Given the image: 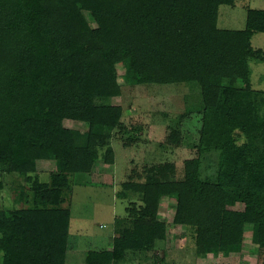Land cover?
<instances>
[{
	"label": "trees",
	"instance_id": "trees-1",
	"mask_svg": "<svg viewBox=\"0 0 264 264\" xmlns=\"http://www.w3.org/2000/svg\"><path fill=\"white\" fill-rule=\"evenodd\" d=\"M235 1L0 0V192L4 177L17 174L32 194L27 208L0 209V264H66L65 203L77 177L96 174L97 155L113 139L125 149L147 141L111 101L124 87L180 84L200 92L186 97L184 113L159 121L189 146L184 177L171 161L132 170L121 184L127 226L96 264L131 253H153L160 264L171 226L187 230L198 258L242 253L252 227V250L264 264V90L251 79V62L264 63V49L253 47L264 10L248 9L243 30L220 29V8ZM195 115L198 140L190 143L186 121ZM66 120L87 125L88 139ZM39 162L55 163L49 182ZM237 203L244 209H229ZM170 211L171 224L163 217Z\"/></svg>",
	"mask_w": 264,
	"mask_h": 264
},
{
	"label": "rangeland",
	"instance_id": "rangeland-1",
	"mask_svg": "<svg viewBox=\"0 0 264 264\" xmlns=\"http://www.w3.org/2000/svg\"><path fill=\"white\" fill-rule=\"evenodd\" d=\"M264 10V0H236L235 6L220 8L219 28L243 30L246 26L247 10ZM92 26L94 24L92 23ZM255 49H264V34L253 38ZM252 84L255 90H264V63L251 62ZM122 82V79H121ZM200 92L197 84L180 85H141L135 88L124 87L123 96L111 101L124 109L123 123L129 129L144 128L145 143L134 148H124L113 139L111 146L98 156L99 168L93 177L80 175L72 192L68 191L66 207L71 208L72 222L70 230V248L66 264H96V251L109 248L111 236H119L120 229L127 226V202L121 195V184L128 180L132 170L143 171L149 163L171 161L178 167V178L184 177V161L191 158L186 145L181 146L180 139L169 137L167 124L161 123L162 115H176L185 112L186 97ZM190 104L195 103L191 98ZM161 113V114H160ZM152 122H157L154 125ZM67 128L77 129L81 140L88 139L89 128L82 122L66 120ZM156 125V126H155ZM200 120L195 115L186 121V139L190 143L198 140L197 130ZM129 134H126L128 137ZM131 136V134H130ZM186 140V142H187ZM187 142V143H188ZM163 143L164 146L161 144ZM56 170L54 162H39L38 173L41 181L49 182L50 175ZM73 179V178H72ZM92 181L91 186L79 185ZM5 189L0 192V209L27 208L31 192L24 179L17 174L4 177ZM104 184V185H103ZM31 200V199H30ZM231 210H243L242 204H229ZM163 217L172 223L174 213H164ZM136 228L151 227L146 223H137ZM171 238L167 247L158 251L160 264H259L260 251L252 250V227L246 228L244 251L231 254L227 250L221 253L203 255L198 258L190 234L181 226H171ZM87 262V263H86ZM117 264H157L153 253L129 254L128 258Z\"/></svg>",
	"mask_w": 264,
	"mask_h": 264
},
{
	"label": "crops",
	"instance_id": "crops-1",
	"mask_svg": "<svg viewBox=\"0 0 264 264\" xmlns=\"http://www.w3.org/2000/svg\"><path fill=\"white\" fill-rule=\"evenodd\" d=\"M116 233V232H115ZM115 233L111 236V238L113 239L115 237ZM109 244H111V242H109ZM99 252V251H96ZM98 254V253H97ZM87 263V262H86Z\"/></svg>",
	"mask_w": 264,
	"mask_h": 264
}]
</instances>
